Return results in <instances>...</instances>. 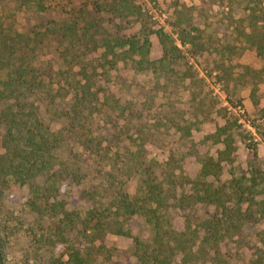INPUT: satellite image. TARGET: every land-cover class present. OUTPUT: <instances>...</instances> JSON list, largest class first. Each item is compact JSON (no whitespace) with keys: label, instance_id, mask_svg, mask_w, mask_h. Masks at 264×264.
<instances>
[{"label":"trees","instance_id":"1","mask_svg":"<svg viewBox=\"0 0 264 264\" xmlns=\"http://www.w3.org/2000/svg\"><path fill=\"white\" fill-rule=\"evenodd\" d=\"M207 1L200 0L199 13ZM15 5L18 10H47L45 0H15ZM118 5H113L114 10L120 9ZM193 9L187 5L175 8L181 46L163 28L153 29L141 9V26L134 35L97 39L88 20L86 27L80 23V18L85 19L84 12L64 22L61 30L54 25L51 31L64 41L84 47L95 46L102 39L105 58L112 54L115 62L124 61L136 72L156 74L171 63H182V47H189V52L197 55L214 45L203 36ZM246 10V15L235 22L237 38L264 57V9L260 2L248 5ZM16 12L13 9L8 18L0 12V203L8 202L16 185L30 187L29 207L39 218L43 237L34 234L31 244L43 245L49 253L47 264H116L118 256L134 258L132 264H232L230 241L253 250L244 264H264V198L256 196L261 185L257 178L264 172L253 174L250 184L235 179L214 184L208 177L220 173L223 159L207 157L202 164L200 158L202 169L195 176L173 178L174 170L165 174L157 161L147 158L143 143L139 142L140 151L132 149L138 142L136 134L144 130L143 125L139 128L142 115L133 110V104H121L119 99L104 101L100 92L92 91L88 79L78 87L68 80L67 86H61L59 77L66 79L78 56L64 60L67 73L53 62L38 61L49 34L35 29L20 31L15 24ZM153 35L162 47L158 60L150 58ZM222 47L234 52L231 46ZM66 88L73 98L65 110H60L58 99ZM49 108H54L51 121L61 120L64 128L52 129L45 117ZM90 115H98L101 122L100 116L112 117L117 133L109 142L129 141L119 147V166L110 164L112 158L103 162L106 139L88 131ZM230 149L227 144L222 154L228 156ZM93 174L97 183L85 186ZM135 176L144 195L141 203L128 191V181ZM260 178L264 186V176ZM66 181L84 186L79 190L82 204L71 205L72 198L63 196ZM171 204L184 212L180 230L162 224L159 211ZM138 217H147L153 224L147 239L134 234L129 226ZM248 226L258 227L254 242L248 237ZM109 234L131 236L134 244L128 249L107 247ZM3 249L0 236V264L5 256Z\"/></svg>","mask_w":264,"mask_h":264},{"label":"rangeland","instance_id":"2","mask_svg":"<svg viewBox=\"0 0 264 264\" xmlns=\"http://www.w3.org/2000/svg\"><path fill=\"white\" fill-rule=\"evenodd\" d=\"M45 1L47 10L38 12L18 10L15 0H0V12L8 18L10 12L16 10L15 24L20 31L35 29L49 34L44 39L38 61L53 62L56 68H62L67 73L68 65L64 60L78 56L73 71L66 75V79L59 77L61 86H67L68 80L70 85L78 87L88 79L92 91L100 92L104 101L119 99L121 104H133V110L142 115L139 128L143 125L144 130L136 134L138 142L133 144L132 149L140 151L139 142L143 143L147 158L157 161L165 174L174 170L173 178L197 175L202 169V161L207 157L223 159L220 173L208 177L214 184L228 183L232 179L250 184L249 178H253V174L264 172V57L250 50L248 43L238 39V32L235 31V22L246 15L247 6L260 5L261 2L264 9V0H208L202 5L200 13L197 9L201 5L200 0ZM114 4H119L118 11L114 10ZM126 5L131 9H127ZM183 5L194 6L192 12L195 20L200 22L203 36L214 45L210 51L197 55L189 52V47H182L185 54L182 63H171L167 69L162 72L159 69L156 74L136 72L124 61L115 62L112 54L105 58L102 39L95 46L84 47L75 41H64L51 31L54 25L61 30L64 22L73 21L84 12L85 19L80 18V23L86 27L88 20L93 28L91 32L97 39L112 35L113 38L116 34L134 35L141 26L138 16L141 9L153 29L163 28L181 46L176 33L175 8L180 9ZM151 40L150 58L158 60L163 54L161 44L156 35ZM226 45L233 47L234 52L222 47ZM61 96L58 107L65 110L73 95L66 88ZM52 110L54 108L45 110V117L52 124V129L64 128L61 120L51 121L54 119ZM93 116L90 115L87 122L88 131L106 139L103 147L109 148L101 153L106 156L103 162L112 158L110 164L119 166L122 155L119 147L129 141L121 143L117 139L109 142L108 139L117 133L112 117L100 116L101 122L98 115ZM220 128L223 130L218 132ZM227 144L231 148L228 156L222 154ZM262 176L259 174L257 178L261 184L256 189L258 199L264 198ZM92 177L93 180H90ZM138 181L137 176L130 178L128 191L133 198L141 199V203L144 195ZM92 183H97L94 174L85 186L89 187ZM65 184L63 196L72 198L71 205L82 204V201L79 202V190L84 186L69 181ZM10 196L8 202L0 203V236L5 255L3 264H47L49 253H45L43 245L36 247L31 244L34 234L38 238L42 234L39 218L29 207L32 198L30 187L18 184ZM159 214L165 227L182 229L184 212L178 207L171 204L162 208ZM129 226L142 239H147L153 231V224L147 217H138ZM257 230L258 227L248 226V237L252 242ZM105 244L107 247L128 249L134 241L131 236L109 234ZM228 252L232 264H244L253 250L241 248L235 241H230ZM118 258L116 264L135 262L134 258Z\"/></svg>","mask_w":264,"mask_h":264}]
</instances>
